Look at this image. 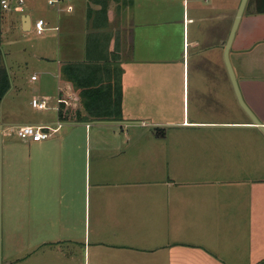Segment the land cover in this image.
<instances>
[{
	"label": "crops",
	"instance_id": "crops-1",
	"mask_svg": "<svg viewBox=\"0 0 264 264\" xmlns=\"http://www.w3.org/2000/svg\"><path fill=\"white\" fill-rule=\"evenodd\" d=\"M240 1L78 0V14L72 4L58 9V59L43 70L57 78L56 116L0 117V129L62 121L50 139L63 129L20 146L22 232L31 237L9 264H264V132L239 105L224 61ZM33 5L11 8L24 30H33ZM205 52L216 77L178 81L177 90L172 70L186 73L190 53L199 70ZM229 58L264 127V0H247ZM117 82L121 118L91 117L83 89ZM42 94L31 99L49 98ZM73 94L74 106L57 109L58 97Z\"/></svg>",
	"mask_w": 264,
	"mask_h": 264
},
{
	"label": "rangeland",
	"instance_id": "rangeland-1",
	"mask_svg": "<svg viewBox=\"0 0 264 264\" xmlns=\"http://www.w3.org/2000/svg\"><path fill=\"white\" fill-rule=\"evenodd\" d=\"M28 1H33L34 4L33 8L26 10V12L31 13L33 20L39 17L51 20V24L46 25L47 28L43 34H37L34 29L24 30L20 13L14 12L12 9H3L0 0L1 63L3 65L2 70L8 72L12 87L7 96L0 101L2 123L14 119L16 115H22V117L28 115L33 119L43 121L56 116V111L51 107L56 99L57 78L54 75L44 73L43 70L45 66H52L58 59L54 51L58 31L54 27L58 25V13L60 15L66 14L63 11L59 12L58 9L67 4H72L74 7L73 14H78L83 7L82 2H78V0H60L59 3L55 2L54 4H49L48 0H25V6ZM70 7L72 6L70 5ZM174 46L176 48L175 54H178L180 44L175 42ZM179 50L181 51V48ZM201 60H204L199 61L202 67L195 70V58L190 53V66L186 73H184L182 65L172 70L171 78L175 80L177 90L182 89L178 81L185 82V80L191 81L195 78L216 77V72L210 69L211 55L207 53ZM31 75H36L38 80L32 81ZM35 85L40 88L38 92H33ZM35 93L40 95L45 93L51 98L48 101V109L39 110L32 107L31 97ZM170 115H173L172 118L174 119H179L177 112H172ZM62 131L63 129L51 139L27 141L16 135V129L13 125L3 124L0 129V264H9V261L13 259L11 257H19L20 251H22V240L25 241L31 237L30 231L22 232V211L25 210L23 205L26 200L22 199L23 175L20 146L29 142H50L62 134ZM175 132H170L171 142L178 141L179 135ZM82 136H84V130ZM219 141L226 142L227 140L220 138ZM34 166L33 163L30 174L32 182L36 175ZM25 181H27L26 177L23 179V182Z\"/></svg>",
	"mask_w": 264,
	"mask_h": 264
},
{
	"label": "built area",
	"instance_id": "built-area-1",
	"mask_svg": "<svg viewBox=\"0 0 264 264\" xmlns=\"http://www.w3.org/2000/svg\"><path fill=\"white\" fill-rule=\"evenodd\" d=\"M59 0H48L49 4H54L55 2H58ZM25 0H1V5L5 9H15L17 11H23ZM72 8L69 6L68 11H70ZM57 28V27H55ZM37 34H43L46 29V22L43 18H37L33 22V28ZM36 75H32V79H36ZM78 100V97L76 94H73L71 99L58 97L57 98V109L60 108V104H63V109L65 111L68 110V108L74 106V102ZM48 101L49 98L44 97H37L34 96L31 99V105L37 109L43 110L48 109ZM64 111V112H65ZM62 126V121H58L57 123H38V124H31V123H25L21 125H16V135L23 140L27 141H41L47 138H50L58 129Z\"/></svg>",
	"mask_w": 264,
	"mask_h": 264
},
{
	"label": "trees",
	"instance_id": "trees-1",
	"mask_svg": "<svg viewBox=\"0 0 264 264\" xmlns=\"http://www.w3.org/2000/svg\"><path fill=\"white\" fill-rule=\"evenodd\" d=\"M72 65H65L64 72L68 73L74 67ZM90 73V72H87ZM90 74L82 79L78 78L79 83L84 79L92 78ZM110 78L106 76V79ZM93 79V78H92ZM94 85L96 83H90ZM10 86L8 74L5 70H2L1 67V49H0V101L4 93L8 90ZM84 102L83 106L86 109L87 113L91 117L95 118H108V119H120L122 116L121 109V90L118 82L115 86L111 87L110 85H101L99 87L91 86L90 88L83 89Z\"/></svg>",
	"mask_w": 264,
	"mask_h": 264
},
{
	"label": "water",
	"instance_id": "water-1",
	"mask_svg": "<svg viewBox=\"0 0 264 264\" xmlns=\"http://www.w3.org/2000/svg\"><path fill=\"white\" fill-rule=\"evenodd\" d=\"M246 2H247V0H241L240 4L238 6V9H237V12H236V15H235V18H234L233 25L231 27L228 39H227L226 44H225L224 61H225V65H226V68H227V71H228V75H229V78H230V80L232 82V85H233V88H234V91H235V95H236V98L238 100L239 105L250 116V118L252 119V121L254 123L260 125V128L264 132V127L261 125L260 120L257 118V116L255 115L253 110L246 103V101L244 100V98L242 96V93H241L239 85H238L236 73L234 71V68H233L232 63H231L230 58H229V49H230V46L232 44L233 38L235 36V33H236V30H237L238 24L240 22V18L242 16V13L244 11V7H245ZM28 18H29V16L26 14V19L25 20H28Z\"/></svg>",
	"mask_w": 264,
	"mask_h": 264
}]
</instances>
